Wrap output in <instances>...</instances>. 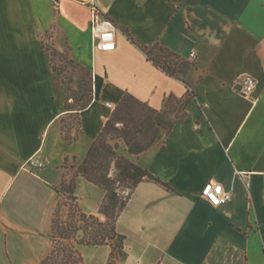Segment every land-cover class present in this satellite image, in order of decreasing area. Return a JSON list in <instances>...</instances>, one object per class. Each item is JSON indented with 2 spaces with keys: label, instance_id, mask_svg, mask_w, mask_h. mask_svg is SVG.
Here are the masks:
<instances>
[{
  "label": "crops",
  "instance_id": "obj_1",
  "mask_svg": "<svg viewBox=\"0 0 264 264\" xmlns=\"http://www.w3.org/2000/svg\"><path fill=\"white\" fill-rule=\"evenodd\" d=\"M92 2L116 23L112 51H93ZM48 33L93 72L85 108H66ZM157 42L194 63L184 80L148 59ZM126 92L157 110L181 100L184 116L147 150H119L165 184L145 178L132 192L117 220L118 264H264V0H0V264H42L63 181L75 179L80 206L105 219L106 190L77 167L114 111L107 103ZM34 154L44 167L24 166ZM211 179L229 203L202 196ZM80 248L85 264H108L113 249Z\"/></svg>",
  "mask_w": 264,
  "mask_h": 264
},
{
  "label": "trees",
  "instance_id": "obj_2",
  "mask_svg": "<svg viewBox=\"0 0 264 264\" xmlns=\"http://www.w3.org/2000/svg\"><path fill=\"white\" fill-rule=\"evenodd\" d=\"M144 48L148 59L170 76L184 80L187 71L194 65L159 42ZM52 66L58 71L53 63ZM181 103L183 101L178 100L174 110ZM182 107L180 105V114L178 111L174 117L166 118L167 110H157L129 92L123 95L85 159L77 167L78 175L106 190L99 209L105 219L99 214L86 212L80 206L75 179L63 181L57 190L72 202L66 218L61 216L60 201L56 206L52 219L53 247L42 264H85L80 248L82 245L110 244L113 249L108 264L118 257V251L121 256L126 255L125 235L118 232L117 220L130 196H124L122 191L129 189L132 193L145 178L164 182L148 169L122 155L118 150L119 141L122 140L131 153L139 154L147 150L157 140L161 127L169 132L176 121L184 116ZM66 108L74 109L69 104H66ZM64 132L70 141L68 131L65 129ZM112 140H116L115 144Z\"/></svg>",
  "mask_w": 264,
  "mask_h": 264
},
{
  "label": "built area",
  "instance_id": "obj_3",
  "mask_svg": "<svg viewBox=\"0 0 264 264\" xmlns=\"http://www.w3.org/2000/svg\"><path fill=\"white\" fill-rule=\"evenodd\" d=\"M56 7L59 6L60 0H54ZM90 30L92 37V48L94 52L97 51H112L117 46V26L116 23L107 16L106 12L96 3L90 4ZM192 57L196 56V52L191 53ZM242 93L250 95L255 87L256 80L253 76H246L240 80ZM107 105L113 109L116 105L108 102ZM46 165L45 160L39 155L34 154L24 163L25 167L33 170L40 169ZM124 196H130V190L122 191ZM202 196L213 206H222L229 203L233 194L227 190L224 185L211 179L205 183L202 188Z\"/></svg>",
  "mask_w": 264,
  "mask_h": 264
},
{
  "label": "rangeland",
  "instance_id": "obj_4",
  "mask_svg": "<svg viewBox=\"0 0 264 264\" xmlns=\"http://www.w3.org/2000/svg\"><path fill=\"white\" fill-rule=\"evenodd\" d=\"M44 48L51 52L52 63L63 77L67 97L66 104L71 105L74 109H82L88 106L92 102V93L94 89L93 72L77 63L74 60L69 48L66 47L60 51L56 49L52 43L51 34L49 33L44 36ZM176 113H178L177 110H174V107H172L167 110L166 118H172ZM73 120L75 121V118ZM71 121L72 120H70V122ZM67 122H69V119ZM123 149L127 151V147L120 144L118 150ZM59 201L61 205V216L66 218L72 201L68 200L64 195H61ZM115 242L117 243L118 241L116 240ZM117 255V258L112 259L111 264H118V262L123 258L119 251Z\"/></svg>",
  "mask_w": 264,
  "mask_h": 264
}]
</instances>
